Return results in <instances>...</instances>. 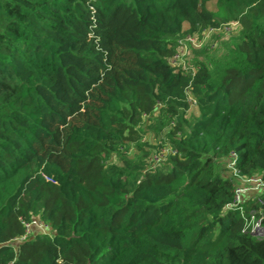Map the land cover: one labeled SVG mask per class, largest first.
Listing matches in <instances>:
<instances>
[{"label": "trees", "instance_id": "obj_1", "mask_svg": "<svg viewBox=\"0 0 264 264\" xmlns=\"http://www.w3.org/2000/svg\"><path fill=\"white\" fill-rule=\"evenodd\" d=\"M230 23L224 60L170 62ZM144 117L172 123L166 161L125 157L161 153ZM232 153L264 180V0H0V264H264Z\"/></svg>", "mask_w": 264, "mask_h": 264}, {"label": "rangeland", "instance_id": "obj_2", "mask_svg": "<svg viewBox=\"0 0 264 264\" xmlns=\"http://www.w3.org/2000/svg\"><path fill=\"white\" fill-rule=\"evenodd\" d=\"M208 8L209 9H216L215 2H210L208 3ZM240 32V27L238 26L237 23H230L229 25L224 24L223 26L216 28L215 31L207 32L205 36L202 37H197L195 38L196 44L194 45L192 42L187 40V36L179 39L180 43L182 41L183 44H180L178 49H182V52L184 54L181 55V60L178 63L179 66L181 67H186L189 64L194 63L196 60H203L211 65H215V63H218L221 60H224L227 56V53H230V48L233 47L232 42L234 41L233 38H235ZM195 103V102H193ZM198 115L197 112V107L196 105H192L191 109L188 111L187 116L188 118H194L195 116ZM158 117V114L155 115V118ZM146 119V120H145ZM154 122V120H151L150 123ZM147 118L144 117V121L141 125V129L146 131V136L144 137L143 142H140V145L145 144L144 142L147 140L153 145H160L159 152H164V153H158L157 149H153L149 145H146L147 149L151 148V154L147 158L144 155V151L138 146H134L131 148L130 151L124 152V155L126 158L130 160H140L144 159L146 162L153 163L154 156L156 154H161L164 155L163 161H166L168 158V154L173 151L175 152L174 148L171 146L170 142L167 140V135L166 133L171 129L172 123H164L163 126H161V129H159L158 133L151 131V127L148 126ZM162 127L163 130H162ZM230 158V157H229ZM227 158H222L219 160L222 173L225 175H232L235 179V184H241V179L238 178L237 175L233 174L231 172V166L230 164V159ZM35 221L32 220L30 222V226L27 227L26 235H33L37 232L43 231L44 228H40L39 226L34 223ZM46 232H52L49 226L45 227ZM24 237L19 238L14 240V244H16L17 240L21 241Z\"/></svg>", "mask_w": 264, "mask_h": 264}, {"label": "built area", "instance_id": "obj_3", "mask_svg": "<svg viewBox=\"0 0 264 264\" xmlns=\"http://www.w3.org/2000/svg\"><path fill=\"white\" fill-rule=\"evenodd\" d=\"M214 28L209 29L208 31H206L203 35L205 36L207 32H211L213 31ZM196 36H187V40H189L190 42H192L194 45L196 44V40H195ZM180 43V41H179ZM180 44H183L182 41ZM184 54L182 52V49H179L171 58H170V62L172 64H178L181 60V55ZM195 101V100H194ZM164 152H161V154ZM161 154H156L154 156L153 159V163H157L159 161H161L164 157V155ZM230 166L233 169V173L236 175L237 170H235L234 168V158H235V154L232 153L230 155ZM241 179V184H237L234 187V198L233 201L228 204L226 206L227 209H233L238 207L239 205L243 204L244 201H246V196L250 195V194H260L263 190H264V180L261 177V175H252L250 177H243L240 178ZM241 213L244 214L245 213V209L242 207L241 208ZM37 226H39L40 228H44L47 226L44 222L39 221V220H34ZM27 227L30 226V223L26 224ZM262 223H261V219L260 220H256L254 217H252V219L250 221L247 222L246 224V230L250 231V232H255V231H259L262 227Z\"/></svg>", "mask_w": 264, "mask_h": 264}, {"label": "water", "instance_id": "obj_4", "mask_svg": "<svg viewBox=\"0 0 264 264\" xmlns=\"http://www.w3.org/2000/svg\"><path fill=\"white\" fill-rule=\"evenodd\" d=\"M252 234L254 236H258V237H263L264 238V226H262L259 231H255Z\"/></svg>", "mask_w": 264, "mask_h": 264}, {"label": "crops", "instance_id": "obj_5", "mask_svg": "<svg viewBox=\"0 0 264 264\" xmlns=\"http://www.w3.org/2000/svg\"><path fill=\"white\" fill-rule=\"evenodd\" d=\"M258 195L257 194H250V195L246 196V200H248V199H256Z\"/></svg>", "mask_w": 264, "mask_h": 264}]
</instances>
